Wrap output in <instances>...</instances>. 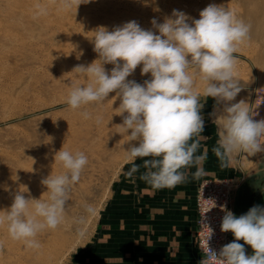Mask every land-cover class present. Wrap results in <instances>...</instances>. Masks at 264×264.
<instances>
[{
    "label": "clouds",
    "instance_id": "obj_1",
    "mask_svg": "<svg viewBox=\"0 0 264 264\" xmlns=\"http://www.w3.org/2000/svg\"><path fill=\"white\" fill-rule=\"evenodd\" d=\"M87 2L61 0V7H75L77 11L81 3ZM38 14L46 15L47 11L41 8ZM151 24L158 34L141 28L135 20L111 31L105 26L94 30L91 40L99 63L95 60L74 68L90 82L74 86L67 98V104L76 110L102 103L115 92V100H120L116 115L123 117L117 133L127 136V142H138L126 150L132 164L126 175L131 178L142 167L145 171L140 179L154 189H163L184 183L185 169L193 166L197 167L194 178L204 174L207 150L200 152L201 140L205 139L201 95L222 106L214 119L218 140L212 149L222 167L230 166L241 152L250 156L264 153V119L255 120L258 113L253 115L243 100L229 103L242 91L234 53L250 38L251 25L217 4L207 5L199 19L174 9L163 23L153 18ZM107 64L113 65L110 72L104 67ZM141 65V75L150 73L151 78L143 84L129 80ZM196 77L205 84L202 93L194 90ZM82 115L87 118L89 113ZM137 158L142 164L135 163ZM54 159L65 171L42 179L47 200L26 198L25 192L18 191L10 209L0 216V224H7L11 239L22 241L30 249L40 247L38 234L62 223L70 189L80 181L88 164L84 152L72 153L63 147ZM212 201L214 208L216 203ZM30 204L34 211L30 212ZM220 207L225 212L221 231L231 232L234 239L219 253L210 247L214 229L206 216L211 209H206L201 223L207 232L198 244L203 253L199 264H264V206L254 205L239 217L226 205ZM245 245L253 250L251 255L246 253Z\"/></svg>",
    "mask_w": 264,
    "mask_h": 264
},
{
    "label": "rangeland",
    "instance_id": "obj_2",
    "mask_svg": "<svg viewBox=\"0 0 264 264\" xmlns=\"http://www.w3.org/2000/svg\"><path fill=\"white\" fill-rule=\"evenodd\" d=\"M187 2L171 6L169 0H88L76 11L75 7L63 9L61 0H0V216L10 209L18 191L25 192L26 198L47 200L41 181L27 179L24 165L28 160L55 157V144L88 157L80 181L70 189L62 223L38 234V249L11 239L2 229L6 223L0 224V264H81L82 254L97 239L100 220L115 210L112 204L120 193L121 179L132 167L126 150L138 142H127V136L117 133L123 117L116 115L120 100H115V92L102 103L80 109L73 110L67 104L74 86L90 82L73 70L99 59L91 40L99 26L111 31L135 20L141 28L157 32L151 24L153 18L163 23L176 9L199 19L200 11L211 4V0ZM41 8L46 9V15L38 14ZM248 20L245 15L243 21ZM239 48L246 52L239 49L234 53L242 91L229 103L243 100L250 108L255 93L264 91V77L253 59L254 55L264 57V48L256 53L258 46L252 39ZM104 67L110 72L113 65ZM141 67L128 79L140 84L150 79V73L141 75ZM195 79L194 90L202 93L205 84L199 77ZM200 99L208 110L212 106L214 113L204 117L215 119L222 106L211 97L201 95ZM84 112L89 113L87 118ZM112 144L115 148H105ZM241 153L228 166V175L238 182L242 170L260 155ZM139 161L137 158L135 163ZM63 171L61 166L56 168V174ZM37 186L43 190L32 194ZM29 210L34 211L31 204Z\"/></svg>",
    "mask_w": 264,
    "mask_h": 264
},
{
    "label": "crops",
    "instance_id": "obj_3",
    "mask_svg": "<svg viewBox=\"0 0 264 264\" xmlns=\"http://www.w3.org/2000/svg\"><path fill=\"white\" fill-rule=\"evenodd\" d=\"M211 107L208 110L204 105L203 117L214 114ZM204 119L205 139L200 148V152L207 150L204 174L194 178L197 167L193 166L185 169L184 183L163 189H154L140 179L145 171L142 167L131 178L124 175L112 204L115 210L100 220L97 239L82 254L81 264H199L195 238L197 185L205 176H229V168L222 167L212 151L218 127L212 116ZM248 166L242 170L233 194L231 212L237 217L254 205L264 206V153ZM233 239L231 233L230 242ZM245 249L248 255L253 253L250 246L245 245Z\"/></svg>",
    "mask_w": 264,
    "mask_h": 264
},
{
    "label": "built area",
    "instance_id": "obj_4",
    "mask_svg": "<svg viewBox=\"0 0 264 264\" xmlns=\"http://www.w3.org/2000/svg\"><path fill=\"white\" fill-rule=\"evenodd\" d=\"M250 109L252 114L258 113L254 116L255 120L264 119V91L257 92L251 102ZM238 181L231 176L215 177L205 176L197 185L195 194V209H196V227L195 238L196 245L200 251V260L203 258V253L199 248V242L206 236L207 230L202 228V215L206 209H211L206 213L208 223L211 228L214 229V235L212 236L209 244L214 250L219 253L223 245L230 242L231 232L221 231V221L225 212L221 210V205H226V209L231 211L232 199L234 190L236 189ZM214 199L216 207L213 208ZM203 232L204 235L201 233Z\"/></svg>",
    "mask_w": 264,
    "mask_h": 264
},
{
    "label": "bare ground",
    "instance_id": "obj_5",
    "mask_svg": "<svg viewBox=\"0 0 264 264\" xmlns=\"http://www.w3.org/2000/svg\"><path fill=\"white\" fill-rule=\"evenodd\" d=\"M187 1L188 0H184V1L169 0V2H171V6L178 5V4H184V3L186 4L188 3ZM211 4L223 5L228 10L234 12L237 18L241 20H243V17L245 15H247L249 17V20L246 21V23L251 25L249 39L250 40L252 39L253 43H255L258 46L256 53H259V51H261V48H264V0H211ZM240 50L245 52V49H240ZM253 59H254V64L256 66V69L264 77V57H259L258 55L257 56L254 55ZM263 83H264V80H263ZM128 145L129 144L126 143V146ZM54 148H55V152H58L59 150H61L58 144H55ZM105 148H108L109 150H111L115 148V146L112 144ZM33 160L35 161V163ZM59 166L62 167L60 163L55 162L54 157L51 155L33 157L30 160H28L27 163L24 165L25 169L27 170V174H28L27 179L29 182H36V181L40 182L42 181V179L46 178L50 174L56 175V168ZM32 169L33 171H31ZM30 185L32 184L30 183ZM41 190H43L42 187L37 186L36 189H32L31 193L37 194ZM8 195L12 196L13 192L11 191L8 192ZM2 229L6 233H8L7 224L3 225Z\"/></svg>",
    "mask_w": 264,
    "mask_h": 264
}]
</instances>
